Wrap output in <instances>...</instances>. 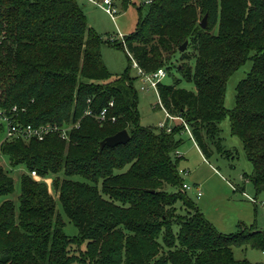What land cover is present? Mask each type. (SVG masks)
Segmentation results:
<instances>
[{"label": "trees", "instance_id": "trees-1", "mask_svg": "<svg viewBox=\"0 0 264 264\" xmlns=\"http://www.w3.org/2000/svg\"><path fill=\"white\" fill-rule=\"evenodd\" d=\"M146 4L145 14L137 6V29L122 43L129 58L146 73L176 68L195 83L188 90L180 87L182 80L161 82L158 94L206 156L226 153L220 123L229 116L253 164L251 181L263 191L264 0ZM130 5L132 0H120L123 10ZM103 43L77 0H0V109L24 125H77L68 139L55 132L44 141L1 143L11 167L27 173L18 206L13 200L0 205V264H253L237 260L233 248L264 250V231L252 225L226 235L200 212L182 189L176 152L184 124L171 132L142 127L134 80L129 70L112 79ZM249 60L252 69L227 110V83ZM105 108L108 120L100 122ZM122 130L131 136L127 144L101 150L104 139ZM32 171L54 178L57 198ZM14 190V178L0 165V198ZM57 201L79 230L74 238L64 232Z\"/></svg>", "mask_w": 264, "mask_h": 264}, {"label": "rangeland", "instance_id": "rangeland-1", "mask_svg": "<svg viewBox=\"0 0 264 264\" xmlns=\"http://www.w3.org/2000/svg\"><path fill=\"white\" fill-rule=\"evenodd\" d=\"M132 1L135 5H130L127 10H123L120 0H115L114 5L117 8V13L113 17L98 4L101 0H77L89 25L103 38L102 59L113 75L112 79L122 76L129 70L137 91L141 126L158 131L160 123L167 121L166 110L160 105L158 90L143 83L136 61L133 57L129 58L127 50L122 46V40L137 29L140 14L137 6L142 5L143 14L149 8L146 0ZM112 38H116L118 43H109L108 40ZM252 66L253 62L249 60L230 77L225 97L227 110H232L235 107L237 85L246 78ZM178 80H182L180 87L188 90L196 89L195 83L184 79L176 68H170V72L161 82L171 85ZM143 85L147 88L145 91L141 89ZM177 124L180 125V121L169 122L172 128ZM220 128L221 143L226 153L215 151L210 156L203 153L188 131L177 135L183 141L178 149L179 155L183 156V158L180 157L179 170L183 182L190 185V188L185 192L209 222L223 234H235L245 226L252 225H256L264 231V206L262 205L264 190L258 192L251 181L254 172L253 164L247 158L242 140L233 134L229 116L220 123ZM5 138L6 131L4 130L0 133V145ZM0 165L15 180L14 193L0 198V205L5 200H13L18 206L21 195V176L27 173V170L23 166L12 168L9 159L1 154ZM53 181V177H48L50 191L56 196L52 186ZM177 189L178 187H168V191ZM198 189L201 190L202 195H199ZM57 205L58 212L65 222L64 232L71 238L76 237L79 233L77 226L67 218L59 201H57ZM83 248H85L84 245H82ZM73 250L75 254H79V247L73 246ZM233 252L237 260L264 264V250L242 246L234 247Z\"/></svg>", "mask_w": 264, "mask_h": 264}, {"label": "built area", "instance_id": "built-area-1", "mask_svg": "<svg viewBox=\"0 0 264 264\" xmlns=\"http://www.w3.org/2000/svg\"><path fill=\"white\" fill-rule=\"evenodd\" d=\"M149 2V1H147ZM115 0H101L100 3H98L102 8H104L111 16L114 17V15L117 13V8L114 5ZM114 39V38H112ZM123 44L125 45V39L122 40ZM137 64V63H136ZM140 69V68H139ZM140 77L142 78V81L144 84H148L149 86L153 87L154 89L158 90L159 84L161 83L162 79L167 75L166 71L164 69H159L152 73H146L142 69H140ZM142 91H145L147 88L146 86L141 87ZM110 106H113V103H110ZM17 112V108H13V113ZM88 114H91L90 111L87 112ZM108 114V108H105L101 114L98 116V119L100 122H105L108 120L107 118ZM167 121L160 123L159 127L166 128L168 132L172 131V127L169 125L170 121H180V123H183L185 126V131H188L193 137L190 127L185 123V121L180 117H175L170 115L168 112H166ZM111 120L113 122L116 121V117H112ZM0 122L4 125V130L6 131V138L8 139H23V140H38V141H44L47 136L51 133L60 132L61 137L64 139L69 138L68 131L77 125H70L68 127H62L58 125H40L38 127H35L33 125H24L22 123L16 122L14 117L11 116L9 112L6 110L0 109ZM194 138V137H193ZM176 155L178 157H181L179 155V152H176ZM30 175L37 181L46 182L48 186L50 187V184L48 183V177L44 178L40 176L36 171H32ZM190 188V185L187 183H184L182 186V189L185 191ZM199 195H202V192L200 189H198ZM262 205L264 206V202H262Z\"/></svg>", "mask_w": 264, "mask_h": 264}, {"label": "water", "instance_id": "water-1", "mask_svg": "<svg viewBox=\"0 0 264 264\" xmlns=\"http://www.w3.org/2000/svg\"><path fill=\"white\" fill-rule=\"evenodd\" d=\"M208 25V15H206L203 20L200 22V26L205 29L207 28ZM188 47V42L184 43L181 47H180V52H184ZM131 139V136L128 132V130H122L120 132H118L117 134L107 137L106 139H104L101 144H100V148L101 150H103L105 147H116L119 145H123V144H127Z\"/></svg>", "mask_w": 264, "mask_h": 264}, {"label": "crops", "instance_id": "crops-1", "mask_svg": "<svg viewBox=\"0 0 264 264\" xmlns=\"http://www.w3.org/2000/svg\"><path fill=\"white\" fill-rule=\"evenodd\" d=\"M181 158H183V156H181ZM197 184V183H196ZM200 186V185H199Z\"/></svg>", "mask_w": 264, "mask_h": 264}]
</instances>
